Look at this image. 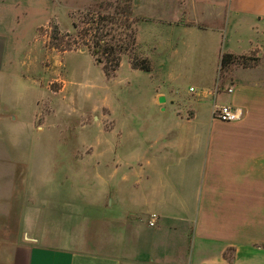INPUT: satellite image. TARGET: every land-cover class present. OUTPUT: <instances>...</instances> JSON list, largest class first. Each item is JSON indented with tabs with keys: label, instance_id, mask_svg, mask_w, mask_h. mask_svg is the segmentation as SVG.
I'll return each mask as SVG.
<instances>
[{
	"label": "crops",
	"instance_id": "crops-1",
	"mask_svg": "<svg viewBox=\"0 0 264 264\" xmlns=\"http://www.w3.org/2000/svg\"><path fill=\"white\" fill-rule=\"evenodd\" d=\"M40 1L0 0V136L12 140L24 117L15 80L24 88L30 81L13 67L16 42L25 28L34 33L35 50L25 56L34 62L39 29L69 13L54 0L49 18L47 0L32 13ZM131 4L138 48L168 89L151 84L138 116L96 141L102 150L92 154L105 160V178L85 185L84 196L78 184L50 192L41 175L16 190L13 171L22 163H2L0 238L13 239L0 247V264H264V0ZM224 53L245 56L248 65L220 76ZM121 67L141 75L128 60ZM214 102L240 108L243 118L214 119ZM20 158L0 150V159ZM49 208L53 219H42ZM48 221L42 234L38 223Z\"/></svg>",
	"mask_w": 264,
	"mask_h": 264
},
{
	"label": "rangeland",
	"instance_id": "rangeland-1",
	"mask_svg": "<svg viewBox=\"0 0 264 264\" xmlns=\"http://www.w3.org/2000/svg\"><path fill=\"white\" fill-rule=\"evenodd\" d=\"M54 1L68 8L69 13L60 19L62 24L53 16L47 27L39 29L37 37L40 46L36 49L34 62L25 58L29 50H35L34 44L31 45L34 33L25 28L20 44L18 40L16 42L13 67L16 72L30 78L29 88H24L21 82L15 80L16 111L24 110V117L15 122L14 140L11 136H0V150L24 153L25 158L0 159V167L2 163L10 164L9 168L22 163L17 164L13 171L16 190L23 184L35 186L41 175L50 192L56 190L52 189L55 186H62L65 194V189L70 190L78 184L79 195L84 196L85 185H101L105 178V160L92 154V151L102 150V144L96 141H101L106 135L119 134V121L138 116L140 110L150 103L144 93H148L151 84L153 88L163 90L168 87L159 83L151 71H140V76L132 78L126 75V67L120 68L123 60L129 62L132 57H147L138 48L136 35V43L121 55L118 68L109 76L103 64L98 63L90 52V48L92 52L97 51L94 34L100 17L106 18L101 32L111 29L114 34H119L122 31L118 28L124 17L114 13L117 2L123 5L125 0ZM44 2L40 1L32 13L43 12ZM51 3V0H47L45 17L48 18L55 8L54 5L50 7ZM40 17V22H43L42 13L36 20ZM24 58L25 63L22 62ZM182 91L187 94V90ZM113 107L115 110L112 114ZM38 126L42 128L38 129ZM28 172L30 180L27 179ZM3 177L6 176H0V184L6 182ZM43 205L47 207V202H43ZM49 210L45 216L42 215V219L54 217ZM38 225L45 234L51 222ZM12 239L0 238V247L8 245ZM14 241L18 239L14 238Z\"/></svg>",
	"mask_w": 264,
	"mask_h": 264
},
{
	"label": "trees",
	"instance_id": "trees-1",
	"mask_svg": "<svg viewBox=\"0 0 264 264\" xmlns=\"http://www.w3.org/2000/svg\"><path fill=\"white\" fill-rule=\"evenodd\" d=\"M131 5V0H125L123 5H121L120 1H118L117 5L115 6L116 8L114 15L120 14L124 17V21L121 22L123 26L120 25L118 28L122 30L119 32V34H114L111 29L104 31V33L101 32L103 31L102 29H104L103 27H105L102 25V23L106 21V18H99V26H97L94 34V43L97 46V51L94 50L92 52L90 48V52L92 56L96 58L98 63L103 64V68L107 76H109L111 72H114L118 68L121 61V55L126 54L129 46H132L136 43L135 24L139 19L133 16ZM97 54H100V56H96ZM118 54L119 56H116ZM247 59L248 58L245 56L234 55L230 53L222 54L220 58V76H223L230 69V67L234 65L247 66ZM129 62L134 69L145 72L151 71L152 65L147 57H132Z\"/></svg>",
	"mask_w": 264,
	"mask_h": 264
},
{
	"label": "built area",
	"instance_id": "built-area-1",
	"mask_svg": "<svg viewBox=\"0 0 264 264\" xmlns=\"http://www.w3.org/2000/svg\"><path fill=\"white\" fill-rule=\"evenodd\" d=\"M218 85L212 89V92H216L218 90ZM193 91V88H191ZM228 92H231L229 89ZM212 117L216 120L222 122H236L243 118V111L240 108L232 107L230 105L218 104L214 102L212 106ZM157 219L156 214L151 215V220L149 221V225L153 226Z\"/></svg>",
	"mask_w": 264,
	"mask_h": 264
}]
</instances>
